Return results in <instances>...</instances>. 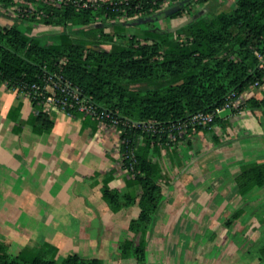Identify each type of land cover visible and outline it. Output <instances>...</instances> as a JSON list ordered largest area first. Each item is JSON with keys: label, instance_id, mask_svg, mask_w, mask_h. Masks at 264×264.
<instances>
[{"label": "crops", "instance_id": "obj_1", "mask_svg": "<svg viewBox=\"0 0 264 264\" xmlns=\"http://www.w3.org/2000/svg\"><path fill=\"white\" fill-rule=\"evenodd\" d=\"M250 98L261 107L224 111L214 125L187 133L168 150L156 146L159 181L172 187L162 188L153 215L163 208L162 220L148 226L138 263L122 256L127 242L139 246L132 222L141 212V186L123 166L119 130L77 112L46 111L1 84L0 243L13 254L51 246L60 257L74 252L101 264H264V189L246 207L261 205L257 211L244 209L231 227L224 225L241 207L234 183L241 167L264 163V80ZM171 169L176 180H167ZM184 202L188 211L204 204L196 214L169 210ZM232 202L238 204L229 211ZM187 216L205 218L204 224Z\"/></svg>", "mask_w": 264, "mask_h": 264}, {"label": "trees", "instance_id": "obj_2", "mask_svg": "<svg viewBox=\"0 0 264 264\" xmlns=\"http://www.w3.org/2000/svg\"><path fill=\"white\" fill-rule=\"evenodd\" d=\"M154 1L114 0L115 7L105 1L98 8L78 11L72 7L57 9L38 4L37 9L43 15L37 19L34 15L9 17L13 0H0L3 8L0 16L14 21L9 27L0 24V85L6 83L11 89L41 84L44 75L57 73L100 108L132 123L153 121L162 130L151 134L126 129L120 135L123 166L132 167L134 181L141 186V212L132 222L135 233H140L139 246L127 242L122 245V256L135 258L138 263L145 257L144 236L160 205L162 188L172 187L168 181L164 185L159 181L162 178L159 165L152 156V152L159 151L156 146L163 144L168 150L181 138L174 134L176 140H168L172 124L197 112L221 107L230 93L240 94L264 80V68L259 67L255 56V52L264 53V0H235V8L219 15L213 14L210 0H198L211 12L206 15L198 11L195 20L177 31L180 38L177 41L169 39L166 30L145 31L142 39L132 35L120 47L103 28L95 25L98 20L105 26H113L118 24L119 17L132 22L138 17L154 16L161 12L158 4L153 5ZM192 1L186 3V9ZM225 1L228 0L219 2ZM174 2L169 8L176 6ZM181 13L182 10H177L169 16L175 19ZM24 21L62 28L60 42L50 41L48 37L43 42L44 37L29 36L31 26H26V31L19 28ZM109 43V49L102 48ZM261 104L250 98L244 107L255 110ZM217 121L218 118L210 126ZM139 136L143 145L137 141ZM234 183L242 202L225 220L227 227L243 215L244 209L252 214L260 208L261 205L246 207L252 204V195L264 189V163L243 165ZM261 223L264 225V218ZM263 257L264 243L259 259ZM0 264L101 263L99 259H86L74 252L60 257L51 246L31 256L23 251L13 254L0 243Z\"/></svg>", "mask_w": 264, "mask_h": 264}, {"label": "built area", "instance_id": "obj_3", "mask_svg": "<svg viewBox=\"0 0 264 264\" xmlns=\"http://www.w3.org/2000/svg\"><path fill=\"white\" fill-rule=\"evenodd\" d=\"M172 1L178 0H155L153 5H159L160 9L167 7ZM14 5L10 7L8 15L12 18H23L34 15L39 19L43 15L42 10L37 9L38 4H44L49 7L60 9L62 7H72L76 11L84 9H94L100 7L104 0H13ZM110 6H117L116 2L110 1ZM13 13V14H12ZM259 61V67L264 68V53L255 52ZM7 87V84L4 83ZM261 84L255 82L244 92L230 93L225 98L221 107L215 108L209 112H197L184 121H178L171 126L168 134V140H176L174 134L179 137L187 135L188 131L195 133L199 129H206L210 126L222 112H235L243 108L253 89L260 87ZM8 88V87H7ZM23 93L35 105L42 107L44 110H61L77 112L85 117H90L96 122L108 125L119 130L122 135L126 129L142 130L145 133L156 134L162 130L153 121L147 123H132L128 120L117 117L111 111L100 108L90 97L83 96L80 90L73 87L71 83L64 80L60 74L52 73L44 75L41 84L26 85L21 88H11ZM138 143L142 142V137H137ZM122 141L120 142L121 145ZM132 155V153H131ZM122 160L123 157L121 156ZM127 169V168H126ZM129 173L132 167L127 169Z\"/></svg>", "mask_w": 264, "mask_h": 264}, {"label": "rangeland", "instance_id": "obj_4", "mask_svg": "<svg viewBox=\"0 0 264 264\" xmlns=\"http://www.w3.org/2000/svg\"><path fill=\"white\" fill-rule=\"evenodd\" d=\"M119 1H122V0H119ZM197 1L198 0H193L192 3L190 5H188V6H190L188 9H186V7H187V6H185L186 4L180 5L179 4L180 2L175 1L174 3L177 2L176 5H178L180 7V10H182L181 15L175 19H172V18H170V16L162 14L161 16H159L156 20H153L152 22L142 24V25H133V24H130L129 22H127L124 17H119L117 19V22H118L117 25L105 26L104 24H101L99 20L95 23V25L103 28L104 33L107 35H110L113 38V39H111V41L117 43L120 47L126 45L128 43L129 38L132 35H135L139 39H142L145 31L161 32L163 30H166L167 33L169 34V39H171L173 41H177L178 39H180L179 37L176 36L177 31L180 29H183L186 26L185 23L189 22L194 17H198V11H204V13L206 15H208L209 12H211L208 6H206V5L204 6L202 4H199V3H197ZM219 1H221V0H210L208 2V3L212 4L213 9L212 8L211 9H212V12L214 15H219V14H222L224 12H228L231 9L235 8V0H228V1H225L222 3ZM172 3H173V1L169 5H171ZM169 5L165 8H162L161 11L168 9ZM0 11H3L2 6H0ZM192 13H194V14L192 15ZM13 22L14 21L12 19L6 17L5 15L0 16V24L2 26L9 27V26H11V24ZM107 23H109V22H107ZM26 26L32 27L31 30H29L27 33L29 36H36V37H40V38L44 37L42 39L43 42L47 41L46 37H48L50 41H56L57 43L60 42V34L63 31L62 28L49 27V26L41 25V24H38L36 22H30V21H24L23 24L19 25V28L21 30L26 31ZM110 46H111L110 43L104 44L102 46V48L109 49ZM166 177L168 178L167 180H176L179 177V174L177 173V171H174V169H171L170 172H168V170L166 171ZM163 190L166 193V189L163 188ZM185 204L186 203L184 202L183 204H180L177 208L176 207L173 208V206H171L169 209V207H167L166 208V216L168 213V211H167L168 209L169 210L181 209L182 211L185 210L184 215H188L189 213L193 214L194 212L196 214L199 210L202 209L204 203L192 204L193 206H191L190 209L191 208H193V209H191V210L189 209L190 211H188V207L185 208V206H184ZM237 204L238 203L232 202L231 205H229L228 210L234 211ZM161 205H163V203ZM212 207L213 206H211L210 208L213 210L217 209L216 207H214V208H212ZM204 208H206V207H204ZM161 209H163V208H161V207L159 208L158 214L160 213ZM179 212H181V211H179ZM158 214H156V216L154 217L153 223L151 224V226L154 224V222H157L158 220H162L161 217L157 218ZM188 218H190V217H188ZM192 219L200 220V223H199L200 225L204 224L203 222L205 221V218L202 219V217L201 218H196V217L192 218L191 217L190 220H192ZM164 220L166 221V222L164 221L165 223L171 224V220L168 221L167 217H165ZM220 220H221V216L218 218H215L213 221L214 222L213 224L215 225Z\"/></svg>", "mask_w": 264, "mask_h": 264}, {"label": "water", "instance_id": "obj_5", "mask_svg": "<svg viewBox=\"0 0 264 264\" xmlns=\"http://www.w3.org/2000/svg\"><path fill=\"white\" fill-rule=\"evenodd\" d=\"M190 0H183L181 1L179 4L180 5H184L186 3H188ZM177 10H180V7L178 5L174 6V7H170L166 10H163L159 13H157L156 15L154 16H151V17H145V18H136L135 20H133L132 22H130V24H133V25H142V24H146V23H149V22H152L153 20H156L159 16H161L162 14H165L167 16H169L170 14L176 12ZM197 17H194L193 19H191L189 22L185 23L186 25L191 23L193 20H195Z\"/></svg>", "mask_w": 264, "mask_h": 264}]
</instances>
